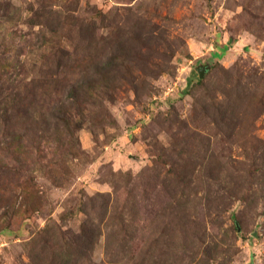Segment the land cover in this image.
Wrapping results in <instances>:
<instances>
[{"label":"rangeland","instance_id":"obj_1","mask_svg":"<svg viewBox=\"0 0 264 264\" xmlns=\"http://www.w3.org/2000/svg\"><path fill=\"white\" fill-rule=\"evenodd\" d=\"M18 90L0 264H264V0H0Z\"/></svg>","mask_w":264,"mask_h":264},{"label":"trees","instance_id":"obj_2","mask_svg":"<svg viewBox=\"0 0 264 264\" xmlns=\"http://www.w3.org/2000/svg\"><path fill=\"white\" fill-rule=\"evenodd\" d=\"M38 96L39 94L36 91L23 93H21L20 90L16 92L9 91L8 95L0 97V109H2L0 118L5 124H8L13 117L21 116V113H26L24 114L25 116L22 117H27V112L33 109L36 102L39 100ZM40 97H43V93H40ZM30 117L31 115L27 117L25 122L30 120Z\"/></svg>","mask_w":264,"mask_h":264}]
</instances>
